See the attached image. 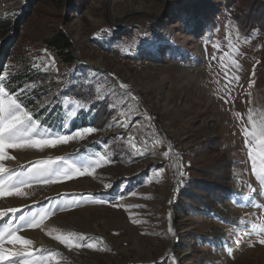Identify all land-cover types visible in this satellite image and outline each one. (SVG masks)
Instances as JSON below:
<instances>
[{"label": "rangeland", "instance_id": "obj_1", "mask_svg": "<svg viewBox=\"0 0 264 264\" xmlns=\"http://www.w3.org/2000/svg\"><path fill=\"white\" fill-rule=\"evenodd\" d=\"M202 1L210 11L200 20L202 14L197 17L195 7ZM0 18L18 28L10 35L16 48L4 62V73H10L7 82L24 67L38 73L11 90L18 94L27 85H36L21 96L36 97L34 108H27L34 118L58 95L63 123L59 126L54 117L52 125L41 121L43 127L65 134L82 127L97 129L84 139L42 152L9 149L16 159L4 162L5 166L26 175L35 161L47 157L61 156L77 166L98 158L97 153L111 160L95 167L92 175L52 184L33 181L24 189L27 196L0 198V211L19 209L0 217V228L8 220L17 226L20 215L49 208L42 228H21L18 234L33 240V249L58 251L59 264H172L173 256L176 264H264V245L255 234L264 228V193L252 173L241 132L250 108L256 118L264 113V0H0ZM113 28L125 29L119 43L109 38ZM56 31L72 43L71 63L46 43ZM4 43L0 38V51ZM116 52L148 64L130 66L117 59ZM221 56L229 75L234 73L238 81H228ZM50 58L58 72L42 70ZM232 59L240 69L231 65ZM34 61L40 68L33 66ZM70 76L75 82L91 80L94 96L104 100L107 112L97 125L91 124L94 114L88 105L74 119L66 115L77 100L63 90ZM121 83L129 87L123 89ZM224 88L230 89L231 103L222 98ZM81 119L89 125L73 124ZM157 138L164 143L156 145L153 155L150 149ZM130 139L142 151L146 146L149 150L138 154ZM169 143L174 151L165 159L162 153ZM221 173L233 177L230 185L235 194L215 204L216 197L199 186L203 197L198 200L214 207V214L207 213L189 198L192 188L202 178ZM249 184L256 193L245 199ZM91 199L110 203L94 204ZM113 203L137 207L125 210L112 207ZM130 217L143 222L133 223ZM241 219L245 224L239 223ZM169 226L174 236L168 233ZM49 231L102 237L98 246L111 251L69 250ZM217 231L223 240L215 245L218 240L211 237Z\"/></svg>", "mask_w": 264, "mask_h": 264}, {"label": "snow or ice", "instance_id": "obj_2", "mask_svg": "<svg viewBox=\"0 0 264 264\" xmlns=\"http://www.w3.org/2000/svg\"><path fill=\"white\" fill-rule=\"evenodd\" d=\"M247 42V39L245 40ZM214 47L219 50V45H214ZM229 47L231 43L229 42ZM46 53L47 50L45 49ZM228 53H225V56ZM217 57L213 55L212 59L215 60ZM221 67L225 69L224 75L227 77L228 81H238L239 77L234 73L229 75L227 67L224 65V56L220 58ZM41 61L44 60L43 57L40 58ZM231 65L236 69H240V64L232 59L230 61ZM33 66L40 68V64L36 61L33 62ZM49 68L58 72L55 67L54 58H50L48 62L44 64L43 71L47 72ZM254 75V73H253ZM10 73H4L0 75V174H4L6 178H0V198L5 196H16L25 197L28 193L24 190L25 188H30L33 181L41 182L43 184H52L61 180L72 179L73 177L83 176L85 174L92 175L95 167L101 165L102 162H111L110 158L106 156H100L99 153L96 154L98 158H90L86 163L81 166L69 162L64 157H47L43 159H38L33 164L32 168L28 170V173L16 172L5 166L6 161H13L16 159L14 155H11L9 149L22 151V150H36L44 151L46 148H55L61 144H68L70 141L84 139L88 134L97 131L94 127H82L77 128L70 134H65L61 132H54L51 128L43 127L41 120L39 118H34L33 112L28 110L24 104V100L21 96L25 95L31 89L36 87L35 84L27 85L25 88L20 89L19 93H14L11 91V84L8 81ZM120 87L127 89L129 86L121 83ZM225 93L222 97L226 103H231L228 98L230 96V89H222ZM127 96L131 97L133 100L136 98L132 96L131 92L126 93ZM66 99L68 97H65ZM51 103V102H49ZM87 110L85 105L81 100H76L73 104L72 109L66 114L70 118H76L79 111ZM121 115H126V113H121ZM150 120L151 117L149 116ZM63 126H67L65 123ZM242 135L244 137V142L248 148V157L252 162V173L254 174L258 184L261 187L262 193H264V113H261L259 118L254 116L253 109L248 110L247 114V125L241 128ZM128 143L135 149V151L140 154H146L147 149L142 151L137 148L133 140H129ZM162 139L157 138L154 140L152 147L150 149L153 155L156 154V145L163 144ZM174 150L171 144L168 145V150L162 153L165 159L169 158L170 153ZM178 155V154H177ZM259 160V165L257 161ZM59 162H63L62 164ZM175 166V165H173ZM92 171H89V169ZM164 171L163 166L160 168V172ZM183 175V173H181ZM106 188L112 187L110 184L105 185ZM249 192L245 195V199L254 195L256 189L252 185H248ZM150 199L151 197H145ZM120 199H123L121 196ZM73 203H78L73 201ZM91 203L94 204H105L110 203L102 199H91ZM112 207H124L125 210L131 207H137L134 205H122L113 203ZM61 211L65 210L64 206L57 205ZM19 209L11 208L7 210L0 211V217H7L8 214L16 213ZM50 215V209L47 207H42L39 212H33L30 216L20 215L18 218L19 223L17 226H13V221L8 220L7 223L0 228V264H49V262L55 261L59 264L57 257H61L58 251L47 250V249H33V240L21 236L18 234L21 228L36 229L42 228L45 218ZM133 223H142L143 221L132 219ZM240 224H245V221L241 219ZM43 230V229H42ZM52 231H58L53 229ZM52 231L47 234L59 244L64 245L69 250L80 249L82 247H87L92 250L98 251H111L103 246H98L102 243L103 238L91 239L83 233H77L74 231H69L66 234L61 233L58 235H52ZM168 233L174 234V230L171 226L168 228ZM142 235L147 233H141ZM260 238L258 243L264 245V228L259 229L256 233ZM234 242L241 243L240 239H234ZM12 245V248H8L5 245ZM19 245L18 250H13L15 246ZM251 246V245H250ZM229 254H231L232 249L227 248ZM46 253V254H45ZM172 264H176L175 257L172 258Z\"/></svg>", "mask_w": 264, "mask_h": 264}, {"label": "trees", "instance_id": "obj_3", "mask_svg": "<svg viewBox=\"0 0 264 264\" xmlns=\"http://www.w3.org/2000/svg\"><path fill=\"white\" fill-rule=\"evenodd\" d=\"M207 8L208 7L205 4V2L202 1L200 5H196L195 15L198 17V16H201L202 14V17L200 18V20L203 19L204 17L205 18L208 17L207 16L208 11L210 10L209 8L208 9ZM250 24H254V23L251 22ZM16 30H18V28H16L12 24V21L8 19L0 18V38L5 41V43L3 44L4 47L2 46V49L0 51V75L4 74L5 60L12 57V54H13L12 50L16 48L14 43H12L13 41H10L11 40L10 35L15 34ZM124 31L125 29L117 30L113 28L112 30L113 34H111L109 38L119 43L123 39V36H125ZM46 43L49 48L60 52V54L64 56L67 63H71L73 61L72 56L69 51L72 48V43L70 42L69 38L66 35H64L60 31H56L51 37L47 39ZM156 43H158V41L154 42L153 44H156ZM142 44L144 45L143 47L149 48L150 44L148 43L146 44L145 42H142ZM160 44L161 43H159V45ZM148 54L149 53H147V55ZM84 73L85 72H81L80 76L81 75L84 76L83 75ZM36 74L38 73L32 72L29 68L24 67L23 69H21L20 74L18 75L16 79L10 80L11 90H14L17 86H19V84H22L24 82L31 80L34 76H36ZM91 84H92L91 80L89 81L87 80V82H84V80L79 79V81L75 82L74 78L70 76L68 78V85H67L68 88L63 89V90L64 91L66 90L68 94L72 95L77 100H81L84 103V105L89 106V110L91 111V113L94 114L93 122L91 124L97 125L98 121H100V117L106 114L107 107L106 105H103L104 100L102 101V98H98L94 96V91L91 90V88L89 87ZM35 98L36 97L34 96L33 93H30L29 95H26L23 97L24 104L26 105L27 108H34V105L36 104ZM58 98H59L58 95L57 96L54 95L52 97L53 101L49 103V105L41 108L37 113H35L37 118H39L43 123L52 125V121H51L52 118L57 117L59 119V126L62 125L63 123L62 103L58 100ZM83 119H81L80 121L78 120L77 122L74 121L73 124L74 125L78 124L81 126H88L90 121H87L86 119L83 120ZM232 179H233L232 176L231 178L228 176L225 177V174H222V173L218 175L216 174L214 176L212 175L210 179L202 178V180H200L201 182L198 180L200 182V183L198 182L199 183L198 187L192 188V192L189 198L193 199L194 202H199L200 209L206 211L207 213L211 212L214 214L215 213L214 207L211 208L210 205L206 204L204 200H201V201L198 200L203 197V194L202 193L200 194V192L197 190L203 188L204 191L210 192L212 195L216 197V199L214 200L216 204V202H219L220 199H225L226 196H230V195L232 196L235 194L234 191L232 190V185H230L231 183L230 181ZM222 236H223L222 233L220 231L219 232L217 231L214 235H212L211 239L212 240L217 239L218 243H215V245H218L219 243H222V240H223Z\"/></svg>", "mask_w": 264, "mask_h": 264}, {"label": "bare ground", "instance_id": "obj_4", "mask_svg": "<svg viewBox=\"0 0 264 264\" xmlns=\"http://www.w3.org/2000/svg\"><path fill=\"white\" fill-rule=\"evenodd\" d=\"M114 55H115V57H117V59H121L123 61H127L130 66L139 67L141 64L142 65L148 64V61H146V60H141L140 61L138 59H135L134 57H131V56H128V55H124V54H121L119 52H116Z\"/></svg>", "mask_w": 264, "mask_h": 264}]
</instances>
